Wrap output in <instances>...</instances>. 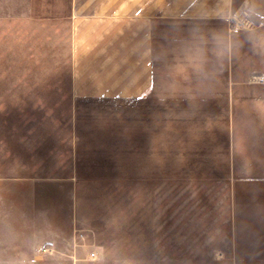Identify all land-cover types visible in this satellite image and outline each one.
I'll return each instance as SVG.
<instances>
[{
	"label": "crops",
	"instance_id": "crops-1",
	"mask_svg": "<svg viewBox=\"0 0 264 264\" xmlns=\"http://www.w3.org/2000/svg\"><path fill=\"white\" fill-rule=\"evenodd\" d=\"M50 9L51 25L69 28L73 105L131 103L130 258L106 244L102 261L264 264V22L244 31L234 20L248 10L264 20V0H53ZM167 24L178 29L170 51ZM83 179L77 164L49 178ZM40 237L26 250L18 232L0 260L37 264L61 233Z\"/></svg>",
	"mask_w": 264,
	"mask_h": 264
},
{
	"label": "rangeland",
	"instance_id": "rangeland-1",
	"mask_svg": "<svg viewBox=\"0 0 264 264\" xmlns=\"http://www.w3.org/2000/svg\"><path fill=\"white\" fill-rule=\"evenodd\" d=\"M52 1L0 0V248L18 232L26 250L30 239L60 232L57 248L45 252L44 244L37 264H109L100 252L106 244L113 257L130 258L131 103L73 105L69 28L51 25ZM259 16L244 11L235 26L256 30L264 22ZM160 29L170 51L178 29ZM259 63L264 67V59ZM75 164L84 177L79 186L49 180ZM92 251L97 259H90Z\"/></svg>",
	"mask_w": 264,
	"mask_h": 264
},
{
	"label": "clouds",
	"instance_id": "clouds-1",
	"mask_svg": "<svg viewBox=\"0 0 264 264\" xmlns=\"http://www.w3.org/2000/svg\"><path fill=\"white\" fill-rule=\"evenodd\" d=\"M0 264H26V262H23L18 259H9V260H0Z\"/></svg>",
	"mask_w": 264,
	"mask_h": 264
},
{
	"label": "built area",
	"instance_id": "built-area-1",
	"mask_svg": "<svg viewBox=\"0 0 264 264\" xmlns=\"http://www.w3.org/2000/svg\"><path fill=\"white\" fill-rule=\"evenodd\" d=\"M258 80H261V77H259V78H257ZM91 257H95V253L94 252H92L91 253Z\"/></svg>",
	"mask_w": 264,
	"mask_h": 264
}]
</instances>
